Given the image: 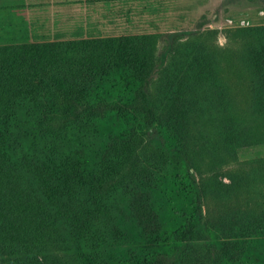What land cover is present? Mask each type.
<instances>
[{
	"label": "trees",
	"instance_id": "1",
	"mask_svg": "<svg viewBox=\"0 0 264 264\" xmlns=\"http://www.w3.org/2000/svg\"><path fill=\"white\" fill-rule=\"evenodd\" d=\"M208 85L263 146L264 23L0 44V264H179L167 237L202 215L173 196L203 197L209 220L242 211L264 226L250 185L230 175L215 198L187 100ZM244 163L264 183V154ZM128 223L138 244H121ZM250 243L237 250L260 264Z\"/></svg>",
	"mask_w": 264,
	"mask_h": 264
},
{
	"label": "rangeland",
	"instance_id": "2",
	"mask_svg": "<svg viewBox=\"0 0 264 264\" xmlns=\"http://www.w3.org/2000/svg\"><path fill=\"white\" fill-rule=\"evenodd\" d=\"M227 18L233 20L229 22ZM241 19L245 23L240 24ZM263 23L264 0H0V44L203 28L221 30ZM217 40L224 42L222 31L218 32ZM216 89L213 85L199 86L187 99L189 119L193 122L191 137L197 138L198 148L201 146L205 167L213 166L207 176L216 177L212 178V186L216 185L215 191L222 195L215 198L229 197V191L235 188L234 184L227 185L231 175L232 182L254 189L255 193L246 196L245 202L252 199L263 202L264 183L258 179L261 171L251 168L244 159L264 154V145H257L255 149L247 145L249 128L246 126L250 121H232L231 108L224 100L223 106L218 107ZM104 125L101 128L106 133L105 122ZM172 200L179 212L184 210L195 216L199 210L202 215L196 224L187 220L177 223L180 232L167 237L166 249L168 252L178 250L179 264H252L237 250L246 248L249 242L255 246V251L261 248L264 251V226L251 228L248 214L241 211L209 220L205 214L208 202L203 197L173 196ZM175 223L174 219L169 220L167 227L171 229ZM125 227L132 234L130 240L121 244H138L134 225L128 223ZM31 252L41 253L28 250ZM260 264H264V260Z\"/></svg>",
	"mask_w": 264,
	"mask_h": 264
},
{
	"label": "built area",
	"instance_id": "3",
	"mask_svg": "<svg viewBox=\"0 0 264 264\" xmlns=\"http://www.w3.org/2000/svg\"><path fill=\"white\" fill-rule=\"evenodd\" d=\"M227 20L229 21V22H231L233 19L232 18H227ZM243 23H245V20L244 19H241L240 20V24H243ZM236 25V24H235Z\"/></svg>",
	"mask_w": 264,
	"mask_h": 264
}]
</instances>
